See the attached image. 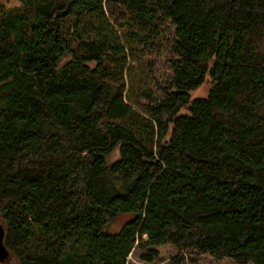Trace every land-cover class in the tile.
Masks as SVG:
<instances>
[{"label": "trees", "instance_id": "16d2710c", "mask_svg": "<svg viewBox=\"0 0 264 264\" xmlns=\"http://www.w3.org/2000/svg\"><path fill=\"white\" fill-rule=\"evenodd\" d=\"M7 1L0 264H128L164 245L172 264H264V0ZM165 23L156 100L137 67Z\"/></svg>", "mask_w": 264, "mask_h": 264}, {"label": "rangeland", "instance_id": "374dc122", "mask_svg": "<svg viewBox=\"0 0 264 264\" xmlns=\"http://www.w3.org/2000/svg\"><path fill=\"white\" fill-rule=\"evenodd\" d=\"M21 3L19 0H8L5 2L7 8L19 7ZM175 33L174 28L170 26V23H165L162 26V34L160 36L159 47L153 49L145 57V67L142 66V69H138V82L139 79L142 81L145 80V83H150L151 88L154 90L153 97L156 100H160L165 97L163 92L159 90V85H167L168 80L171 79L173 71L171 68V60L173 55L171 49L174 44ZM212 85L211 79L207 83L199 88L197 91L192 93L193 98H205L208 95V91ZM146 102V101H143ZM153 102V104H155ZM129 220L128 216H120L117 218L115 223L110 227L111 232H118L125 223ZM35 243L36 241L33 240ZM151 250H154L156 253H152ZM191 253H188V261L191 263L192 259L195 258L193 264H238L231 259H222L218 260L210 255H197L190 256ZM179 255L178 249L172 245H164L160 247H150L144 249H137L133 255L128 258V264H172L175 256ZM153 258L152 263H146L141 260V257ZM4 264H16L13 260H9Z\"/></svg>", "mask_w": 264, "mask_h": 264}, {"label": "water", "instance_id": "95a60500", "mask_svg": "<svg viewBox=\"0 0 264 264\" xmlns=\"http://www.w3.org/2000/svg\"><path fill=\"white\" fill-rule=\"evenodd\" d=\"M5 236V229L0 221V261H3L6 256H8V251H6L5 245L3 243Z\"/></svg>", "mask_w": 264, "mask_h": 264}, {"label": "bare ground", "instance_id": "6f19581e", "mask_svg": "<svg viewBox=\"0 0 264 264\" xmlns=\"http://www.w3.org/2000/svg\"><path fill=\"white\" fill-rule=\"evenodd\" d=\"M130 257V256H129Z\"/></svg>", "mask_w": 264, "mask_h": 264}]
</instances>
